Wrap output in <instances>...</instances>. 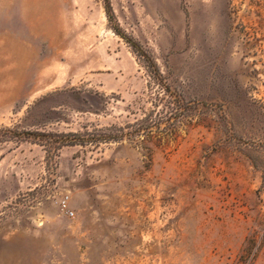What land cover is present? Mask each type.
I'll return each mask as SVG.
<instances>
[{"label":"rangeland","instance_id":"374dc122","mask_svg":"<svg viewBox=\"0 0 264 264\" xmlns=\"http://www.w3.org/2000/svg\"><path fill=\"white\" fill-rule=\"evenodd\" d=\"M135 47L201 115L55 151L150 106ZM263 172L264 0H0V264H264Z\"/></svg>","mask_w":264,"mask_h":264},{"label":"trees","instance_id":"16d2710c","mask_svg":"<svg viewBox=\"0 0 264 264\" xmlns=\"http://www.w3.org/2000/svg\"><path fill=\"white\" fill-rule=\"evenodd\" d=\"M105 12L110 18L112 12L108 1L105 4ZM135 49L147 74V91L154 95L153 99L148 98L149 101L146 100V103H149L150 106L140 105L138 107V104H135L137 107L128 110V115L132 118L128 116L127 120L121 125H108L90 132L87 131V128H84L81 137L79 134L60 133L54 135L57 139L54 142L55 151H59L65 146L81 145L84 147L91 145L96 147L105 144L126 143L137 149L150 152L148 146L153 139H177L184 128L192 125L201 115L199 105L187 99L180 86L169 81L154 58L138 47H135ZM21 134L14 133L13 137L18 138V140H22L24 137H47L45 134L33 132ZM42 146L48 147L46 144ZM250 160L253 167L260 168L254 159L251 158ZM262 179L264 181V174Z\"/></svg>","mask_w":264,"mask_h":264},{"label":"built area","instance_id":"2783aa9c","mask_svg":"<svg viewBox=\"0 0 264 264\" xmlns=\"http://www.w3.org/2000/svg\"><path fill=\"white\" fill-rule=\"evenodd\" d=\"M61 206H62V209H66L67 204H66V201L65 200L62 201ZM69 215L72 217L73 216V213L72 212H69Z\"/></svg>","mask_w":264,"mask_h":264}]
</instances>
